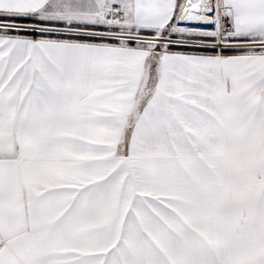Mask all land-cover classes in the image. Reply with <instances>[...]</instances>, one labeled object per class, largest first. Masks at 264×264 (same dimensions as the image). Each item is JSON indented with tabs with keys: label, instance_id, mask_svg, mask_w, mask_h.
Masks as SVG:
<instances>
[{
	"label": "snow or ice",
	"instance_id": "6c2138e0",
	"mask_svg": "<svg viewBox=\"0 0 264 264\" xmlns=\"http://www.w3.org/2000/svg\"><path fill=\"white\" fill-rule=\"evenodd\" d=\"M0 264H264V0H0Z\"/></svg>",
	"mask_w": 264,
	"mask_h": 264
}]
</instances>
